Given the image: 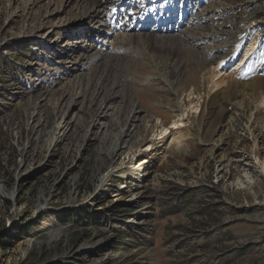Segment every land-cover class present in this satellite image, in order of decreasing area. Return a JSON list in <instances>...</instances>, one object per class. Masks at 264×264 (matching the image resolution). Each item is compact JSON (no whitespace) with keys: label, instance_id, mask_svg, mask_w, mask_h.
Wrapping results in <instances>:
<instances>
[{"label":"rangeland","instance_id":"1","mask_svg":"<svg viewBox=\"0 0 264 264\" xmlns=\"http://www.w3.org/2000/svg\"><path fill=\"white\" fill-rule=\"evenodd\" d=\"M64 1L0 0V264H264V0H198L194 11L178 0L192 19L167 41L141 38L157 62L131 50L137 63L116 68L119 79L107 63L51 85L61 20L77 9ZM40 19L50 44L19 38ZM239 41L242 55L228 51ZM101 76L110 84L97 97ZM106 94L118 95L110 109ZM158 118L185 145L168 135L147 151ZM127 166L144 176L115 171Z\"/></svg>","mask_w":264,"mask_h":264},{"label":"bare ground","instance_id":"2","mask_svg":"<svg viewBox=\"0 0 264 264\" xmlns=\"http://www.w3.org/2000/svg\"><path fill=\"white\" fill-rule=\"evenodd\" d=\"M74 1H75V5H72L71 8H73V6L77 7L75 15H72V13L74 11L73 12L71 11V15H67L64 19L62 18L63 20H61L62 26L64 27V31H65L64 32L65 38H63L62 41H59V42L56 41L58 43H56V44L54 43L55 46L53 45L52 50L53 51L55 50V52L51 56L50 60H51V63H54L52 65L55 66L54 70H56L58 74L54 75L51 73V74H48L49 75L48 78H44V80L49 81L51 85L54 83H59L62 80H66V79L71 80L72 79L71 77H73V78L75 77V79H77L85 71L91 70L92 67L94 68V66L98 67L100 65H103L102 70H107L106 69L107 63L111 66L114 63L113 67L115 66V69L119 68L121 65V68H124V70H127V68L129 69V67H128L129 64L132 66H135L137 63V61L135 62L129 54L131 52V50H132V52H134L138 55H142V58L149 57L150 61L155 62L156 61L155 57H154L155 55L153 53H151V51H150L151 45H153V43H149L148 40L147 41L145 40L146 42L142 41L141 38H143V36L145 37L147 35L146 37H148V38L150 37V39H151L152 36L158 35V33H160V38L167 41L171 38L170 35L172 32L176 31L182 25H185L186 22L188 21V19H192L190 16V13H188L187 9L186 10L183 9V10H181V13H179L178 0H142L141 2L139 1V3H138V0H107L108 2L113 1L114 2L113 6L110 7V6L105 5L99 9H96V6H94L96 3L95 0H94L95 3L92 2L93 0H65L64 2L70 4L71 2L74 3ZM188 4L189 5L187 7H189L190 9L192 8V10L194 8L197 9L200 6L199 4H196V2H189ZM65 5H61L58 9H53V11L48 10L49 13L46 10V12L48 14V15H46L47 18L53 19L55 16H59L60 14H62L66 10V8L64 10ZM165 5L167 6L166 8L163 7ZM106 8H109V9H106ZM205 12L206 11H204L203 13L205 14ZM40 13H42V12H40ZM193 14H192V16H193ZM86 16L90 17L88 19L89 24L87 27V32H86V30H83L82 32L85 33L84 35L82 34V35H79L78 37L71 36L70 34L72 33V30L73 29L77 30L78 26L80 25L79 21L82 20ZM207 17H209V16H207ZM209 19H210V17L208 19H205L202 21L206 22ZM72 21H73V24L70 25L69 23H71ZM46 23L47 22L45 20L40 19V21H38V24L34 26L32 32L30 34H24V36L20 35L19 38H25V37L33 36V40H39L40 39L42 42L50 44L51 42H48L49 39L47 40L49 35H47L46 33H40V32L36 33L37 31L44 30L46 28ZM152 23H154V24L150 26V24H152ZM186 29H188V28H186ZM196 29H201V32L203 33L202 39H204V37L210 38L213 36L211 32H205V30L201 27H196ZM183 32H184V30H183ZM166 33H168V34H166ZM153 42H154V40H153ZM3 43H5V42H3ZM134 43H139V44H141V46L135 47ZM170 43H172V42H170ZM240 44H241V41H239L236 46L238 47ZM155 46H157V45H155ZM130 47H131V49H130ZM49 48H51V47L49 46ZM254 48H255V45H250V47L248 48V50L246 52V57H248V55H250L252 53V50ZM129 49H130V51H128ZM114 51L117 54L114 53L115 55L113 54L114 56H112V53ZM124 55H126L128 57L130 56L131 60H128L127 59L128 57L125 59ZM244 59H245V57L241 58V62H239L240 65L243 63ZM230 60H231V58L224 57L223 60H220V62H218V63L225 64L226 62H230ZM110 63H112V64H110ZM154 65L159 66V64H156V63ZM235 65L236 64H234V66ZM221 66L220 67L223 68V65H221ZM237 67L238 66H235L231 71H233V72L236 71ZM111 71H110V74H111ZM115 72L117 75V69L115 70ZM105 73H107V72H105ZM162 73L165 75V78L163 80L164 82H166L165 84L170 88V90L171 89L173 90V92L177 95V97L180 96L179 94H181V93L177 90L178 88L174 89L172 84H170L171 80L170 81L167 80L166 73L165 72H162ZM117 77H118V75H117ZM86 78H88V77H86ZM109 78L110 77H107V76H101L97 80L98 84L95 87L97 88L98 91L95 93V96L99 97L101 94L104 93V90H106L105 84H106V82H108L107 80ZM169 78L172 79V75L169 74ZM118 79H119V77H118ZM113 80H114V78H113ZM71 81H73V80H71ZM74 81H76V80H74ZM99 81H101V82L99 83ZM215 81H216L215 82L216 87H222L223 88L226 84V83L223 84V82H224L223 76H220ZM108 84H110V83L108 82L107 85ZM116 84H117L116 80H114V82L111 84L110 89H112V91H113L112 93H115L114 90L117 89L119 86V83H118V85H116ZM77 85H79V84H77ZM74 91H75V93H73ZM108 93H110V92H108ZM78 94H80V86L75 88L74 90H72V92L70 93V95H71L70 98L73 99L72 102L74 101V98L76 99V97L77 98L79 97ZM106 95L107 96L105 99V103H106L105 106L108 109H110L112 102L117 98L118 95L117 94H114V95L113 94H106ZM100 97H102V95ZM263 97H264V95H263ZM95 102H96V100H95ZM261 102L264 105V98L261 100ZM105 109L106 108H103V110H101V113H104ZM197 110H195V111H197ZM105 116H107V115H105ZM184 119H185V113H182V117L173 121V125H172L173 128L178 130L179 128L185 126L184 121H183ZM92 120H93L92 122H94V119H92ZM158 124H159V126H158ZM155 125L157 126V128H156V130H154V134H153L155 136V138H154V136H152V138L146 142V144L148 145L147 151L151 150V151H155V153H157V151L160 149V148L156 149V147H157L156 144L158 143L157 140L162 141V140L166 139L168 137V135L173 136L172 141L177 143L178 146L185 145L186 139H184V137L179 132H177V131L173 132L168 126H165L162 123V121L159 120V118H158V121H156ZM59 129H60V127H59ZM123 129H125V128H123ZM210 135H211V137H209V138H212V136L214 134L210 133ZM118 142L119 141L117 140V142L115 144L114 143L112 144V152L111 153H113L116 150L121 149V145ZM158 146L162 148V146H164V143L163 144L159 143ZM142 164L143 163H141V165ZM117 170L119 172H121L122 174H129V176H134L136 174L139 177L144 176V174H141L142 172H144V170L138 172L136 169H134L131 166L130 167L127 166V167H123V168L118 167L115 171H117Z\"/></svg>","mask_w":264,"mask_h":264},{"label":"trees","instance_id":"3","mask_svg":"<svg viewBox=\"0 0 264 264\" xmlns=\"http://www.w3.org/2000/svg\"><path fill=\"white\" fill-rule=\"evenodd\" d=\"M4 60H5V59H4ZM4 60H3V61H4ZM0 62H1V61H0ZM130 210H131V209H129V210H127V211L129 212ZM84 220H85V218H83V221H84Z\"/></svg>","mask_w":264,"mask_h":264}]
</instances>
